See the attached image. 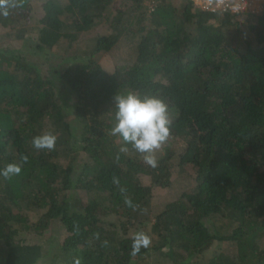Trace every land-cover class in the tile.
<instances>
[{"label":"trees","instance_id":"1","mask_svg":"<svg viewBox=\"0 0 264 264\" xmlns=\"http://www.w3.org/2000/svg\"><path fill=\"white\" fill-rule=\"evenodd\" d=\"M260 7L6 0L0 264H264V0ZM121 44L125 57L107 72L98 58ZM129 91L168 105L155 167L111 134L113 97ZM46 135L68 137L70 153L35 148ZM11 165L19 173L3 175ZM174 183L176 198L151 214L153 188ZM71 193L83 197L79 209ZM149 222L160 247L128 234ZM53 225L60 235L44 248L36 240ZM212 242L221 248L206 258Z\"/></svg>","mask_w":264,"mask_h":264},{"label":"clouds","instance_id":"2","mask_svg":"<svg viewBox=\"0 0 264 264\" xmlns=\"http://www.w3.org/2000/svg\"><path fill=\"white\" fill-rule=\"evenodd\" d=\"M0 13L6 15V0H0ZM114 124L111 134L118 136L125 145H130L141 154L145 162L156 166L154 153L168 139L170 117L168 105L159 97L153 95H138L134 92L116 94L113 97ZM55 137L46 135L34 138L35 148L52 149ZM18 166H8L3 175L18 174ZM141 242L146 246L149 241L142 237Z\"/></svg>","mask_w":264,"mask_h":264},{"label":"rangeland","instance_id":"3","mask_svg":"<svg viewBox=\"0 0 264 264\" xmlns=\"http://www.w3.org/2000/svg\"><path fill=\"white\" fill-rule=\"evenodd\" d=\"M37 1V0H35ZM38 2H35V6L40 8V2L39 5ZM120 4H117L116 8H121ZM106 28H98L97 32L102 33L105 31ZM233 30V29H232ZM123 43V42H122ZM124 44V43H123ZM121 44L119 49H114L111 52L107 54L100 55L98 58L99 65L102 66L107 72H112L115 68V65L120 64V57H125L126 49L125 46ZM237 47H239V44H236ZM56 138V136H54ZM61 139H58L54 141V144L56 148L65 154L70 153L69 147H72L69 143V139L66 136L60 137ZM180 189V185L175 184L172 186V188L169 189H155L153 188L152 192V198L150 200V211L151 214L158 213L164 206L165 203L172 201L176 198V193L178 194V190ZM81 201L83 202V197L79 193H71V195L68 197V203L74 205L75 208L79 209L81 205ZM29 218L31 221H36L40 212H30ZM152 223L149 222L146 226H134L129 231L128 234L130 236L137 235L140 239L142 237H147L149 243L148 247L150 248H157L161 246V241L158 239L157 235L152 231L151 229ZM60 229L58 227H55L54 225L45 233L41 234V236L38 237L36 241L39 240H55L60 234ZM43 247L45 248V243L43 242ZM221 248V244L218 242H212L205 250H204V256L206 258L211 257V255L217 254Z\"/></svg>","mask_w":264,"mask_h":264},{"label":"built area","instance_id":"4","mask_svg":"<svg viewBox=\"0 0 264 264\" xmlns=\"http://www.w3.org/2000/svg\"><path fill=\"white\" fill-rule=\"evenodd\" d=\"M202 9L229 8L232 12L247 11L257 13L261 10V0H194Z\"/></svg>","mask_w":264,"mask_h":264}]
</instances>
